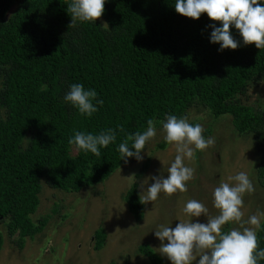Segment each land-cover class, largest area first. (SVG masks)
I'll use <instances>...</instances> for the list:
<instances>
[{
  "label": "trees",
  "instance_id": "trees-1",
  "mask_svg": "<svg viewBox=\"0 0 264 264\" xmlns=\"http://www.w3.org/2000/svg\"><path fill=\"white\" fill-rule=\"evenodd\" d=\"M70 2L0 0V224L17 234L18 245L47 220L36 225L31 219L41 179L69 192L103 182L124 162L117 149L129 134L143 132L149 119L180 118L193 99L213 116L231 115L236 131L260 140L257 179L264 188V110L236 97L247 81L264 80V49L245 45L233 25L239 47L221 51L211 42V25L222 24L207 13L198 20L177 13L175 0H106L101 18L107 27L96 21L75 28H69ZM72 84L94 89L104 101H93L98 111L91 117L65 102ZM107 129L116 130V140L99 156L68 143L76 131ZM123 199L141 221L144 204L135 182ZM256 232L258 251L264 249V217ZM93 237L101 249L104 228ZM2 244L0 231V250ZM138 251L150 264H166L146 243Z\"/></svg>",
  "mask_w": 264,
  "mask_h": 264
},
{
  "label": "rangeland",
  "instance_id": "rangeland-1",
  "mask_svg": "<svg viewBox=\"0 0 264 264\" xmlns=\"http://www.w3.org/2000/svg\"><path fill=\"white\" fill-rule=\"evenodd\" d=\"M97 21L102 26L105 24L101 17ZM236 97L242 103L264 110V80L247 81ZM184 116L188 117L190 124L202 125L205 138L215 139L213 146L202 152L197 150L191 160L184 159L185 166L194 169L192 179L186 182V192L177 191L171 197L161 192L154 203L144 205V216L139 222L127 208L123 195L131 184H137L140 194L141 184L148 181L144 187L146 190L155 182L150 177L163 175L167 178V170L176 156L175 147L164 140L160 122L166 121V117L154 120L157 134L146 142L141 153L143 160L127 159L103 182L69 192L52 188L41 179L39 205L31 219L36 225L42 217L47 220L38 232L24 238L22 246L16 242L17 234L8 235L0 224L3 236L0 264H150L139 253L138 245L146 243L161 256V241L155 231L161 225L174 228L179 220L207 223L204 215L198 218L186 215L184 206L194 199L208 208L209 215H218L219 210L213 205L215 188L221 178L230 185L234 184L235 181H229L228 177L240 172L248 175L255 189L253 193L243 195L242 221L264 212V188L257 179L260 140L249 131H236L231 115L213 116L197 99L192 100L180 117ZM144 163H147L145 172L136 178L135 174ZM99 227L104 228L106 237L98 250L93 234ZM239 227L235 222L229 223L228 231ZM164 243L168 242L165 240ZM161 257L166 264H171L167 257ZM198 259L193 264H198Z\"/></svg>",
  "mask_w": 264,
  "mask_h": 264
},
{
  "label": "clouds",
  "instance_id": "clouds-1",
  "mask_svg": "<svg viewBox=\"0 0 264 264\" xmlns=\"http://www.w3.org/2000/svg\"><path fill=\"white\" fill-rule=\"evenodd\" d=\"M106 0H71L67 4V12L71 17L69 28H75L77 22H93L96 24L105 10ZM177 13L199 19L203 13L220 22L222 27L212 24L211 42L220 44V50L237 49L239 42L231 34V26L239 31L245 45L255 44L258 49H264V6L260 0H175ZM103 26L107 27L105 23ZM65 102L76 108L81 116L91 117L98 111L95 104L103 105V100L97 99L94 89L85 90L82 84H72L70 91L64 97ZM95 101V104L93 103ZM162 130L165 133L164 140L175 147L176 156L167 170L168 176L150 177L155 182L144 190V182L140 185L139 202L147 205L154 203L158 195L163 192L171 197L177 191L186 192V182L191 180L194 169L185 166L184 159L191 160L197 150L204 151L215 144L213 137L205 138L204 131L199 123L192 125L188 117L178 118L168 115L166 121H161ZM147 129L137 131L135 135L129 134L118 146L121 160L127 162L128 158L135 157L143 160L141 153L145 149L146 142L157 134L155 122L149 119ZM120 131L124 129L120 126ZM116 140V130L107 129L98 135L76 131L68 141L77 151L99 156L100 148H107ZM131 141V146H129ZM134 149V151H133ZM234 184L220 179V184L213 192V205L219 210L215 216L209 215V210L197 200H189L183 208V212L189 217H207V223L193 222V220H179L174 228L161 225L155 231V236L161 241L159 254L167 257L171 264H258V260H264V249H258L256 229L260 227L261 217L264 212L252 215L247 221H242L243 195L255 191L248 175L240 172L228 177ZM235 222L239 228H231L228 232H222V227ZM245 225H251L247 227ZM119 229V228H118ZM168 243H164V241Z\"/></svg>",
  "mask_w": 264,
  "mask_h": 264
}]
</instances>
